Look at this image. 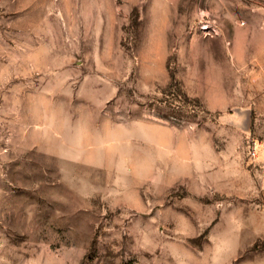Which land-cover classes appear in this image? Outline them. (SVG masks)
<instances>
[{
    "label": "rangeland",
    "instance_id": "1",
    "mask_svg": "<svg viewBox=\"0 0 264 264\" xmlns=\"http://www.w3.org/2000/svg\"><path fill=\"white\" fill-rule=\"evenodd\" d=\"M263 155L264 0H0V264H264Z\"/></svg>",
    "mask_w": 264,
    "mask_h": 264
},
{
    "label": "crops",
    "instance_id": "2",
    "mask_svg": "<svg viewBox=\"0 0 264 264\" xmlns=\"http://www.w3.org/2000/svg\"><path fill=\"white\" fill-rule=\"evenodd\" d=\"M261 162L263 163V167H264V155L261 158Z\"/></svg>",
    "mask_w": 264,
    "mask_h": 264
},
{
    "label": "built area",
    "instance_id": "3",
    "mask_svg": "<svg viewBox=\"0 0 264 264\" xmlns=\"http://www.w3.org/2000/svg\"><path fill=\"white\" fill-rule=\"evenodd\" d=\"M252 154H253V155H256V150H253Z\"/></svg>",
    "mask_w": 264,
    "mask_h": 264
}]
</instances>
